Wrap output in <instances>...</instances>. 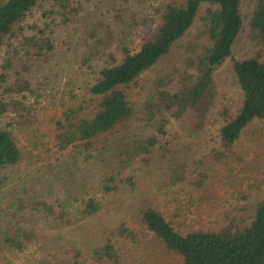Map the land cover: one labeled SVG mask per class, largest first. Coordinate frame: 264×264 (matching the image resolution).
<instances>
[{
	"label": "trees",
	"instance_id": "1",
	"mask_svg": "<svg viewBox=\"0 0 264 264\" xmlns=\"http://www.w3.org/2000/svg\"><path fill=\"white\" fill-rule=\"evenodd\" d=\"M127 1L119 2L116 14L120 17L130 7H122ZM89 2L91 0L0 2V48L6 43L4 52L11 54H5L4 67L16 68L18 64L24 73H28L40 60L54 59L58 40L55 35L71 30ZM203 7L204 24L198 35L188 45L177 44L189 35ZM157 13V23H152L143 35L136 33L139 43L133 46L121 44L117 50L115 46L111 47L113 39L108 36L101 19L94 22V31L101 32L104 28L106 34L93 35L96 43L93 52L97 56L96 52L103 49L112 63L93 71L92 56L82 58L79 68H92L94 76L84 88L90 99V109L86 105L71 106L58 116H52L50 133L57 150L76 148L86 153L85 161H91L95 157L97 139L115 135L125 128L117 138L121 143L120 150L114 163H101L97 181L85 192H77L74 188L69 191L71 193H60L64 196L37 197L27 203L16 197L7 205V211L18 212L13 213V219L5 226L6 230L0 232V238L14 250L38 240L37 227L31 228L28 220H22L26 214L40 225L53 221L71 225L78 220L113 213L117 208V197L136 189L130 174L132 165L152 155L153 151L159 150L164 158L171 160L167 159L169 165L165 170V185L169 189L200 188L203 180L190 178L188 161L191 155L196 157L199 166L210 160H220L227 156L253 120H264V0H253L250 14L245 17L241 0H169L162 3ZM246 18L250 39L261 47L251 56L236 59L232 46L244 28ZM178 45L182 59L156 78L144 103V111L139 112L150 130L147 134L141 131L140 138L133 139L130 132L134 129L138 111L126 89ZM227 60L231 62L240 91L237 105L218 104L220 93L214 76ZM22 71H17V75ZM3 85L0 114L12 110L35 118L33 108L40 105L41 95L36 94L37 98L31 100L37 90L30 80L20 75ZM212 120H217V125H211ZM19 159L16 141L0 126V170L15 165ZM3 182L0 176V192ZM78 187V190L85 188L84 185ZM249 208L251 215L246 225L238 226L231 220L217 230L187 229L185 224L176 228L161 208L151 204H144L137 212L147 232L177 258V264H264V195ZM175 213L180 216L177 209ZM172 216L175 217L174 213ZM135 241V233L127 222L106 223L90 251L87 264H138L133 263L129 255L132 253L130 248H134L129 246ZM42 252L44 256L49 254ZM58 254L66 255L71 264H86L81 251L65 250ZM44 259L42 264H50V258Z\"/></svg>",
	"mask_w": 264,
	"mask_h": 264
},
{
	"label": "rangeland",
	"instance_id": "2",
	"mask_svg": "<svg viewBox=\"0 0 264 264\" xmlns=\"http://www.w3.org/2000/svg\"><path fill=\"white\" fill-rule=\"evenodd\" d=\"M3 1L5 0H0ZM120 1L91 0L86 5V10L77 17L71 30L55 35L58 40L54 59L40 60L29 74L24 73L18 64L16 68L4 67V58L11 54L4 52L6 43L0 48V94L5 81L9 84L22 75L37 90L31 100L37 98L36 94L41 95H38L40 105L33 108L35 118L25 117L21 112L12 110L0 114V126L10 132L20 150L19 161L0 170V176L4 179L0 192V232L6 230L5 226L13 219V213L18 212L12 213L6 209L16 197L21 198L22 203H27L29 199L54 197L74 188H77V192H85L97 181L96 174L102 164L115 162L121 145L117 138L125 128L115 135L97 139L95 157L91 161H85L86 153L76 148L63 152L57 150L53 145L49 126L52 116H58L68 107L86 105L90 109V99L84 88L94 79L93 71L112 63L110 57L104 55L106 51L103 49L96 52L97 56L94 53L96 43L93 35L106 34L104 28H100L101 32H97L98 29L94 31L96 19H101L107 28V35L112 37V48L115 46L117 50L121 44L133 46L139 43L136 33L143 35L152 23H157V11L163 2L169 0H128L124 6L121 5L130 6L122 17L116 14ZM252 2L253 0H241L244 17L249 16ZM204 16L203 7L199 10L189 35L177 44L188 45L189 41L194 40L203 27ZM248 30L246 18L244 28L232 46V54L236 59L251 56L261 47L250 39ZM179 45L132 84L131 88L126 89L138 111L134 118V129L130 132L133 139H139L141 131L147 134L150 130L139 112L144 111V103L149 98L156 78L182 59ZM89 55L92 56L93 71L87 66L79 68L82 58ZM17 71H22V74L17 75ZM214 79L220 93L218 104L237 105L240 91L229 60L216 70ZM216 122L218 121L212 120L211 125H217ZM167 159L171 161L169 157L164 158L158 150L135 162L130 174L134 177L136 189L119 195L117 208L110 215H97L85 221H75L71 225L57 221L40 225V222L29 219L26 214L22 220H28L31 228L37 227L38 240L27 244L23 249L14 250L0 238V264H42L46 257L50 258V264H71L66 255H57L65 250L81 251L82 260L87 264L91 257L90 251L99 240L101 228L106 223L113 225L121 221L127 222L135 233L136 241L129 246L134 247L130 248L132 253L129 254L133 263L177 264V258L147 232L138 209L144 204L158 206L179 229L185 224L187 229L217 230L231 220L238 226L246 225L251 215L249 207L264 195V120H253L240 134L227 156L220 160H210L199 166L195 161L196 157L191 155L188 161L190 178L203 180V185L198 189H189L187 186L169 189L165 185V170L169 165ZM79 185H84L85 188L78 190ZM175 209L180 212L179 217ZM173 213L175 217L172 216ZM42 250L49 252L48 256H44Z\"/></svg>",
	"mask_w": 264,
	"mask_h": 264
}]
</instances>
